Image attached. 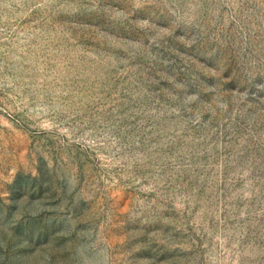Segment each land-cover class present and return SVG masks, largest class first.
Returning a JSON list of instances; mask_svg holds the SVG:
<instances>
[{
    "label": "rangeland",
    "instance_id": "obj_1",
    "mask_svg": "<svg viewBox=\"0 0 264 264\" xmlns=\"http://www.w3.org/2000/svg\"><path fill=\"white\" fill-rule=\"evenodd\" d=\"M0 264H264V0H0Z\"/></svg>",
    "mask_w": 264,
    "mask_h": 264
}]
</instances>
